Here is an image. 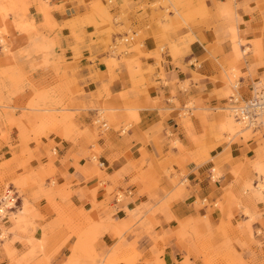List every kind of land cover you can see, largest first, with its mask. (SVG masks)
Returning a JSON list of instances; mask_svg holds the SVG:
<instances>
[{
  "label": "crops",
  "instance_id": "crops-1",
  "mask_svg": "<svg viewBox=\"0 0 264 264\" xmlns=\"http://www.w3.org/2000/svg\"><path fill=\"white\" fill-rule=\"evenodd\" d=\"M155 1L157 0H116L108 9L111 18L105 16L106 22L99 16L100 10H104V7L97 3V0L51 1L49 6L53 9L49 11L51 14H48L47 20L54 22V18L63 26L59 30V36L62 38L63 48L67 49L65 55L68 58H73L74 51L71 47L75 40L71 38V29L66 26V22L75 17L81 18L91 10L100 25L98 28L94 25L82 28L84 42L79 45L82 56L68 67L69 74L75 78L76 95L72 98L73 108L70 109V112L76 113L72 119L74 126L66 129L62 127L57 133H51L49 138L43 139L41 146L29 142L17 146L15 152L12 148L20 139L18 129L13 128L9 142L0 140V163L11 159L14 154H20L23 148H29L33 153V156L28 158L30 164L37 167L39 165L37 156L43 155L46 144L54 140L57 144L54 165L58 170L59 183L72 180V189L91 188L99 183V177L85 182V176L78 167L87 164V159L82 158L83 153L98 145L101 151L100 160L104 162V172L109 177L105 183L109 186L116 185L119 191H128L126 197L131 199L127 203L122 201L117 203L114 200L111 204L100 205L97 208L93 193L84 190L72 195L65 204L75 210L84 209L92 214L97 209V213L104 216L114 207L115 213L111 217L116 221L128 217L126 209L135 216L140 205L151 204L154 209L157 208L159 202L153 198L155 194L164 199L166 196L163 190L172 194L177 192V186L172 180L174 175L168 178L165 170L173 168L180 178L185 171L187 182L185 189L180 192L179 198L169 202V213L173 220L168 222L159 211L152 218L160 221L162 229L166 231L176 228L178 221L190 218L198 221H201V218L208 220V223L202 221L201 226L204 228L208 224L212 228L225 227L231 230L234 239L239 240V243L237 241L231 243L234 248L232 254L242 258L246 264H261L264 261V202H257L251 195L243 193V183L252 174L249 161L255 159V149L259 145L254 139L245 140L242 137L238 141L219 143L211 135L215 131L207 124L206 119L211 117L205 112L207 107L213 108L226 102L220 99L219 94L223 88L221 83L223 63L227 65L234 55L231 41L228 39L229 32L234 39L240 35L247 41H258L262 47L263 55H256L251 51L245 58V66L241 71L243 74H249L241 77V83L247 84L250 90L254 81L264 75V0L201 1L197 4L199 23L179 29H165L159 23L160 9L152 6ZM42 2L45 8L47 0ZM90 3L95 4L93 8ZM230 7L235 11L232 17L226 15ZM186 11L183 9L182 13H179L180 19L185 20ZM33 12L39 21L44 19L43 14H39L35 8ZM170 16L173 17L174 14ZM80 20L77 19L76 22L79 23ZM163 22L164 19L161 23ZM215 22H218L217 29L208 27ZM139 29L147 35L143 39L141 53L137 51L126 53L128 61H122L119 56L115 57L106 50L109 41L115 43L119 35L126 34L128 30ZM189 36L195 39L188 43L184 53L173 47L172 51H167V54L163 55V61L159 62L157 58L159 43L166 39L177 41L180 37ZM123 41L129 42V37H124ZM237 42L242 46L241 39ZM252 47L250 43V48ZM135 60L141 62L140 69L148 81H141L140 75L136 72L138 67ZM253 75L257 78L254 79ZM65 80L58 78L57 84L64 85ZM39 82L40 85L52 84L49 78H40ZM106 95H110L107 103L115 107L114 110L117 112H121L116 116V123L121 128H111L105 135L95 138L92 137V125L97 115L94 107L103 102ZM191 101L199 106L197 109L199 114L193 115V110L189 109L192 117L191 123L187 124L182 119L181 111ZM177 103L180 104V108L177 107ZM125 107H128L127 110ZM228 108L222 107L225 111H228ZM214 118L218 122L220 117L217 115ZM125 123L129 124L126 130ZM175 138L179 139L182 149L171 146V141ZM207 155L210 158L204 160ZM19 160H23L22 156L17 162ZM42 160L44 163L48 162V158ZM215 168L222 172L218 180L212 178ZM235 168L241 169L240 176L236 177L233 174L232 170ZM16 175L21 178L27 174L24 170H18ZM134 178H139V181L131 184ZM156 179L160 181V185L153 188L152 181ZM79 180L81 184L77 186ZM9 188L6 193L12 197L11 191L13 192L17 198V205L14 202L10 207H6V213L9 208H22L26 198L36 209L48 214L46 198L41 197L33 201L34 189H26L24 193H20L13 183H10ZM105 198L106 189L100 188L95 201L101 203ZM235 199H240L246 205L254 220L235 206L237 201ZM218 200L225 204L224 209L214 207ZM6 201L4 194L0 199V205ZM198 201L201 204H198ZM57 202L64 203L58 199ZM51 218L53 215L48 216V220ZM48 220L40 221L34 238L52 245L57 240L61 241L67 230L59 228L56 232L49 231L44 236V229H51L43 227L48 225ZM6 223L9 224L8 221ZM242 223L248 225L239 226ZM181 226L183 228V225ZM250 230L253 236L250 235ZM18 235L21 236V233H9V240L17 250L22 249L24 245L20 239L15 238ZM103 239L106 243L112 244L115 234L107 231ZM74 241L75 238L65 244L66 251L68 245ZM214 241L221 245L223 239L219 236ZM81 243L85 242L80 241ZM143 244L145 247L150 245L146 241ZM2 245L3 241L0 240V264H9ZM159 246L161 249L165 247L160 257L161 264H184L186 257H188L186 264H205L203 257L195 253L190 243L177 239L176 236L161 241ZM65 249H62L59 256L53 260L54 264H61L64 260L62 257L69 255ZM145 256L149 257L150 253H146Z\"/></svg>",
  "mask_w": 264,
  "mask_h": 264
},
{
  "label": "rangeland",
  "instance_id": "rangeland-1",
  "mask_svg": "<svg viewBox=\"0 0 264 264\" xmlns=\"http://www.w3.org/2000/svg\"><path fill=\"white\" fill-rule=\"evenodd\" d=\"M51 1L47 0L45 9L42 0H0V140L9 142L12 129L17 128L20 140L12 148L14 152L17 146L29 142H35L41 146L43 139L49 138L51 133H57L62 127L66 129L74 126L72 119L76 113L70 112V109L73 108L72 98L76 95L74 91L75 78L69 74L68 67L80 60L82 56L79 51V45L84 42V30L82 28L88 25H94L97 28L100 26L91 10L87 11L81 18L75 17L66 22V26L71 29V38L75 40V44L71 47L74 51L73 58H68L65 55L67 49L63 48L62 38L59 36V30L63 26L59 25L54 18L55 24L53 21L47 20L49 11L53 9L49 6ZM201 1L204 0H157L152 6L160 9L159 23L165 29H179L199 23L197 15L200 14L197 12V4ZM97 3L104 7V10H100L99 16L106 22V17L111 18L108 9L116 3V0H97ZM90 5L93 8L95 4L90 3ZM34 8L39 14H43L44 19L42 21L36 18L33 12ZM183 9L185 11L187 9L184 13V15L186 14L185 20L179 17V13H182ZM189 9L190 11H188ZM211 9L212 7L210 13ZM172 13L174 14L173 17L170 16ZM226 15L230 17L235 15L234 8L230 7ZM77 19H81L78 21L79 23L76 22ZM163 19L164 22L161 23ZM235 24H237L236 21ZM217 26L218 22H215L208 27L217 29ZM227 31L229 32L228 29ZM146 36L141 29L128 30L126 34L119 35L115 43L109 41L106 50L115 57L119 56L122 61H128L125 54L132 51L141 53L143 39ZM124 37H129V42H124ZM194 39L193 36H189V38L180 37L177 41L166 39L159 43L157 48L159 62L163 61V55L167 54V51H172L173 47H176L180 53H184L185 47ZM228 39L231 41L234 55L227 65L223 63L224 69L221 79L223 88L219 94L220 99L226 102L213 108L207 107L205 114L211 118L206 119V122L211 126L212 131H215L211 135L219 143L238 141L241 137L245 140L254 139L258 143L259 146L255 149L256 157L249 161L252 174L243 183V193L251 195L257 202H264V115L262 125L257 128H247L233 117L229 106L231 94L238 93L242 97H249L253 93L252 87H264V75L254 81L250 90L248 85L242 84L240 80L242 76L249 74H243L241 71L245 66V58L251 51L256 55H263L262 47L258 41H247L240 35L239 38L234 39L230 32ZM239 39L242 40V46L237 42ZM250 43L253 45L252 48H250ZM135 65L138 67L136 72L140 75L141 81H148L143 77V71L140 69L141 62L135 60ZM72 71L74 72V70ZM40 78H49L52 80V84L40 85ZM58 78H65V84L59 86L57 84ZM253 78L256 79L257 76L253 75ZM109 96L106 95L105 100L94 107L97 115L92 125V137L97 138L105 135L111 128H121L116 123V116L121 112H117L114 110L115 107L107 103ZM224 106L229 107L228 111L222 109ZM177 107H181L179 103H177ZM125 108L127 110L128 107ZM189 109L193 110V115L199 114L197 103L193 101L187 103L186 108L181 111L182 119L187 124L191 123L192 117ZM217 115L220 117L218 122L214 118ZM127 128H129V124L125 123L124 130ZM217 129L219 133L216 134ZM56 145L54 140H50L46 144L45 153L37 156L39 161L37 167H32L30 164L28 158L32 157L33 153L29 148H23L20 154H14L11 159L0 163V199L3 198L4 194L6 197L10 195L6 192L8 189L10 190V183H13L20 193H24L26 189H34L33 201L44 197L48 202L47 207L49 209L46 215L25 198L22 208L14 207L11 210L8 209V212L4 214L0 211V240L3 241L1 248L9 259V264H54L53 260L59 256L62 249H65V244L73 238L75 241L68 245L67 251L65 249L69 255L62 257L64 260L61 264H161L160 257L164 253L165 247L161 249L159 243L167 241L173 236L190 243L195 253L203 257L205 264H246L242 258L232 254L234 248L231 243L234 241L239 243V240L234 239L231 230L225 227L212 228L208 224L204 228L201 226L202 221L207 222L208 220L201 218V221H198L190 218L178 221L177 229L166 231L162 229L160 221L152 218L159 211L168 222L173 220L169 213V202L179 198L180 192L185 189L187 184L185 171L182 172L180 178L173 168L169 171L165 170L168 178L172 174L174 175L172 180L177 186V192L172 194L163 190L166 196L164 199L155 194L153 198L159 202L157 208L154 209L151 204L140 205L137 207L138 210L136 209L135 216H132V213L126 209L128 217L116 221L111 217L115 213L114 207L109 209L104 216L97 213V209L92 214L84 209L75 210L65 204L78 191L92 192L97 208L100 205L111 204L115 200L116 194L123 193V191L117 190L116 185L109 186L105 183L109 177L105 174V169L100 167L97 159L101 154L99 146L95 145L92 149H87L82 155L83 159H87V164L78 167V170L85 176V182L99 177V183L91 188L85 187L75 190L72 189V180L59 183L58 170L54 165L57 156ZM171 146L182 149V144L178 138L171 141ZM21 156L23 160L17 162ZM43 158H48V162L44 163ZM209 158L210 156L207 155L204 160ZM18 170H24L27 175L19 178L16 175ZM232 172L236 177L241 175V169L235 168ZM212 174L213 180H218L222 172L215 168ZM138 181L139 178H134L131 184ZM80 184L81 181L79 180L77 186ZM159 185V180L152 181L153 188H158ZM100 188L106 189V198L101 203H97L95 198ZM11 193L13 194L12 191ZM57 199L64 203L57 202ZM130 199L124 196L122 202L127 203ZM235 200H237L235 206L242 209L245 214L250 215L251 220H254V216L246 205L240 199ZM8 201L11 204L14 203L11 198ZM198 204L201 202L198 201ZM2 206L6 207V204ZM214 207L224 209L225 204L218 200ZM50 215H53V218L48 220ZM47 220L49 221L48 225L43 227H51V229H44V236L47 235V232H56L59 228H66L67 230L63 239L57 240L52 245H47L44 240L38 241L34 238L40 221ZM7 221L9 224L6 223ZM248 223H242L239 226H245ZM107 231H112L115 234L112 244L106 243L103 239ZM11 232L21 233V236L18 235V238H15L20 239L24 244L22 249L17 250L13 247L12 241L9 240V233ZM250 235L253 236L251 230ZM219 236L223 239L221 245L214 241ZM80 241L85 243L80 244ZM144 241L150 245L145 247ZM146 253H150V256L146 257ZM69 256L70 260L67 262ZM186 263H188V257L184 261V264ZM261 264H264V261Z\"/></svg>",
  "mask_w": 264,
  "mask_h": 264
},
{
  "label": "built area",
  "instance_id": "built-area-1",
  "mask_svg": "<svg viewBox=\"0 0 264 264\" xmlns=\"http://www.w3.org/2000/svg\"><path fill=\"white\" fill-rule=\"evenodd\" d=\"M252 92V95L249 97H242L238 93L231 94L229 98V106L231 111L234 113V116L238 120L242 121L248 126L257 128L263 123L262 116L264 114V87L254 86L252 87ZM97 159L100 167H104V162L100 160V157ZM127 193L129 192L126 191L116 194L115 202H121ZM13 195L14 194H12L13 199H15L14 202L17 205V198ZM13 208L9 209L11 210Z\"/></svg>",
  "mask_w": 264,
  "mask_h": 264
},
{
  "label": "bare ground",
  "instance_id": "bare-ground-1",
  "mask_svg": "<svg viewBox=\"0 0 264 264\" xmlns=\"http://www.w3.org/2000/svg\"><path fill=\"white\" fill-rule=\"evenodd\" d=\"M230 112H231V114L233 115V117H235L234 116V113L231 111V108H230ZM264 115V114H263ZM235 119L238 121V122H240L243 126H245V127H247V128H250V127H252V126H248V125H246L245 123H243L242 121H240V120H238L236 117H235ZM262 119H263V116H262ZM254 129V128H253ZM257 187V186H256ZM259 187V186H258ZM7 201H6V207H10L12 204L11 203H9V201H8V199H12V197H10V195H7ZM5 206V205H4ZM6 207H3L2 205H0V211H2V214H4V213H6V211H5V209H6Z\"/></svg>",
  "mask_w": 264,
  "mask_h": 264
}]
</instances>
